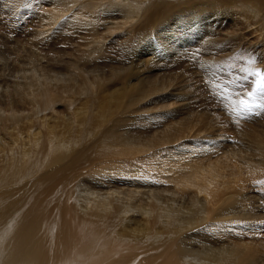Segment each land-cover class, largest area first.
I'll return each mask as SVG.
<instances>
[{
	"label": "bare ground",
	"instance_id": "bare-ground-1",
	"mask_svg": "<svg viewBox=\"0 0 264 264\" xmlns=\"http://www.w3.org/2000/svg\"><path fill=\"white\" fill-rule=\"evenodd\" d=\"M235 1L162 0L161 5L157 3L160 7L144 10L150 12L144 19L143 7L149 5L145 0H0V13H9V22L23 32L26 6L33 9L27 15L40 14L42 4L50 6L45 11L48 19L40 20L46 26L39 24L41 28L36 26L32 34L39 46H47L54 37L64 48L75 39L83 41L77 47L73 44L72 59V53L67 55V71L79 70L66 71L73 78L70 82H65L64 71L42 66L48 60L39 59L37 66L48 73L30 81L31 99L23 95L30 112H16L15 100L16 104L0 110V120L7 125L1 129L5 135L0 134V140L7 141L6 146L0 145V264H264L263 249L247 241L263 240L264 202L256 195H242L251 185H264V145L253 149L259 157L251 163L244 159V165H233L226 173L214 164L223 161H214L217 154L209 146L171 149L172 142L183 139L180 126L168 125L161 135L155 130L141 137L122 130L135 104H149L144 87L155 80L154 66H169L181 55L178 47L197 40L193 26L201 15L188 20L185 13L208 8L218 12ZM247 3L264 6V0ZM161 12L179 14L174 18ZM172 21L176 25L166 30ZM105 34L119 55L116 60L111 51H104ZM157 34L162 37L153 38ZM167 36L172 43L163 42ZM261 43H252V49L263 52ZM1 53L3 69L8 55L5 49ZM109 62L119 68L110 74L111 92H105V99L87 91L83 107H76L74 99L65 103L69 113H57L64 94L71 95L80 87L74 82L79 81L77 76L88 88L89 73L106 70L99 65ZM6 78L2 85H7ZM104 79L94 82L98 89L107 87ZM117 85L120 88L113 90ZM167 94L171 95L170 90ZM241 103L247 109L254 101ZM93 107L95 112H91ZM2 110L10 111L9 115Z\"/></svg>",
	"mask_w": 264,
	"mask_h": 264
},
{
	"label": "rangeland",
	"instance_id": "rangeland-1",
	"mask_svg": "<svg viewBox=\"0 0 264 264\" xmlns=\"http://www.w3.org/2000/svg\"><path fill=\"white\" fill-rule=\"evenodd\" d=\"M31 1L33 0H27V2ZM248 1L251 0H236L230 6L222 7L218 12H214L208 8L205 12H199L198 9H194L192 12L185 13L187 16L186 19L188 20L193 18V16L201 15L193 26L194 31L192 34L196 32L197 40L190 41L185 48L178 47L181 55L178 56V58L175 57V60L172 62H169V66H164L162 63L154 66V83L152 82L153 84L150 83L144 87L148 89L147 91L145 90L147 93L145 96H147L146 100L149 99V104H145L144 107H141V105L137 107V104H135L133 110L131 109L132 115L129 114L132 118H130V120H128L129 118L127 119L126 126H124L125 128H122L123 131H128L131 135L134 134L141 137V135H147L155 130L159 131L157 133H160L162 128L167 127L168 125L180 126L179 128H182L183 131V139L180 143L172 142L170 146L171 149L174 151H186L187 149H194L202 145L209 146L215 151L214 154L216 153L219 156L217 157V155H215L216 158L214 161H217L220 158L223 161H218L214 164H220V171L223 170L226 171V173L229 172V168H233V165L234 167L244 165V159L247 160L245 162L251 163L252 159L259 157L253 152V149H257L258 144L264 145V51L260 53L254 51L252 49V43L261 41V45H263L261 49H264V20L261 19V13L264 11V6L261 4L262 8H257L252 3L248 4ZM23 2H26V0H23ZM158 2L161 5L162 0H148V3L147 0H145V3L151 6H144L143 13L145 11H150V9L153 10V7L158 6ZM26 4L27 3H25V5ZM160 5L158 7H160ZM26 7L24 8L26 10L24 13L26 14L22 19V26H25V32L18 31L14 28V22H9V13L7 15L0 13V60L4 59V56H2L3 54L1 53L4 49L8 55L7 67L0 69L1 85L5 80V77H7L6 81H8L7 85H2V88L0 87L3 89L0 91V110L7 108L8 106L6 104L11 105L17 103L14 109L16 112H30V108L28 107L31 106L24 105V100L29 97L31 99V96H33V94H28L30 90L31 93H33L32 89H34L30 83L35 76L39 81L41 80L40 77L45 78V76L42 75L48 73V71H44L41 67L37 66L39 65V59H41V61L48 60L47 64H42V66L48 65V68H51L52 66V68L58 71H64L65 76L63 77L65 78V82L68 80V82H70L71 77L68 76L71 75V73H66L68 67L65 65H67L68 59L73 58L72 56L74 53L72 50L83 43V41L75 39L72 43L70 41V44L64 48V46H60L64 43H55L54 39L58 37L55 38L54 36H56V33H53L52 36L54 35V38H52L53 40H50L47 46H39L41 44L39 43L40 41L38 42V40H35L32 34H35V30H38L36 26L38 27L39 24L41 27L46 26V24L44 25L42 22L40 23V20L41 18L45 21L48 19L45 11L50 9V6L42 4L38 9L40 14L31 12L29 15H27V13H30L33 9L30 7L29 11ZM149 13L150 12H145L143 18L145 19ZM161 14L165 15V17L175 18L179 13L161 12ZM10 16H14V12ZM170 23L171 25L168 26L166 30L174 27L177 22L172 21ZM113 26L117 29H123L121 27L118 28L116 25ZM115 36L122 40L121 42L125 41V37L121 34H116ZM100 37H102V35H100ZM157 37L160 38L162 35L157 34L153 38L156 39ZM102 38L103 42L107 43L110 39V35L105 34ZM34 40L38 43H35ZM97 40L99 39L97 38ZM172 40L173 39H168L167 36L166 39H163V42L165 43L168 41L166 43H172L169 42ZM58 41L60 42V39ZM160 41H162V39H160ZM37 44L39 47H37ZM107 44V48L104 51H111L110 55L114 56V60L118 59L119 55L117 54L112 41ZM32 51L35 52V55ZM70 54L71 57L67 56ZM23 57L26 60L23 59ZM30 58H33L32 65L34 64L35 66L29 64L31 63ZM16 59H21L22 61L25 60L23 61L24 64L21 65L20 62L22 61L20 60V62L18 61L19 64L15 63ZM60 59L63 60L61 61ZM99 66L105 67L103 69L106 70H101L99 68L95 71H91L89 74L93 75H91V77L89 75L88 78L90 80L87 78L88 88L82 84V81H84L82 80L83 78H81L80 75L77 76L79 81L77 79V81L74 82L79 83L78 85H80V87H78L76 92L71 95L68 93L64 94L66 96L65 99L62 100L60 106L55 108L57 113L60 115L69 113L70 110L66 107V104L74 99L76 100V107L78 106V108H80L83 105L84 100L87 99V91L94 93L95 97L100 95L97 97L98 99L101 97L105 99L107 97L111 92L109 90L110 85L108 82V80L112 78L110 74H112L111 72H118L119 66L116 63L111 62L107 63V66ZM112 67H114V69H112ZM87 70L88 68H85L83 69V72L86 73ZM70 71L75 73L79 70L74 67V69L71 68ZM104 77L107 78V87L102 86L98 89L94 82L97 79H102V81H104ZM72 79L73 78H71V80ZM60 83L64 84V81ZM118 88H120V85L115 86L113 90ZM4 90H6L7 93ZM169 90L171 95L167 94ZM81 92L83 96L78 94ZM105 92H108V94ZM102 93H105L104 96ZM23 95L28 97L26 98ZM153 95L156 96L152 97ZM19 98L22 99L18 101ZM14 100L16 103L13 102ZM235 100L239 101L238 105L235 104L238 103ZM241 101L245 103L249 102V105L251 104V101H254V103L246 109L244 107L242 108V105L244 104H242ZM20 102H22V106H20ZM234 104L237 108H241L240 110L238 109V113L237 110H234V106H232ZM19 107H23V109ZM95 111L96 108L93 107L91 112ZM172 111L175 112L173 113L174 115L166 114L167 112L172 113ZM8 112L10 113V111H6L3 112V114L7 113L9 115ZM1 122L2 121L0 120V131L7 126L3 125V122ZM0 134H3V136L5 135L3 132ZM203 139H206V142H202ZM214 139H219L220 141L214 143ZM208 140H210V142H208ZM2 142L5 144L7 141H5V139L4 141L3 139L0 140V145L4 146ZM136 145L139 146L140 143H137ZM143 145L144 146H140L143 148L146 147L145 142H143ZM244 147L246 149H244ZM232 148L236 151L234 152ZM238 152L239 154H237ZM240 154L241 156L239 157L238 155ZM221 155L225 159H223ZM232 159L234 161H232ZM224 160L226 161L225 164ZM227 160H229V163ZM230 163L232 164L231 166H229ZM205 165H207V169L208 164ZM252 186L253 188H251ZM251 187L249 186V189H247V191L245 190L242 195H256L258 201L264 202V185L259 182L258 186L254 184L251 185ZM262 236L263 240L259 243L255 242V240L247 239V241H254L258 247L263 249L262 257L264 259V232L262 233Z\"/></svg>",
	"mask_w": 264,
	"mask_h": 264
},
{
	"label": "snow or ice",
	"instance_id": "snow-or-ice-1",
	"mask_svg": "<svg viewBox=\"0 0 264 264\" xmlns=\"http://www.w3.org/2000/svg\"><path fill=\"white\" fill-rule=\"evenodd\" d=\"M258 75H259V73H258Z\"/></svg>",
	"mask_w": 264,
	"mask_h": 264
}]
</instances>
